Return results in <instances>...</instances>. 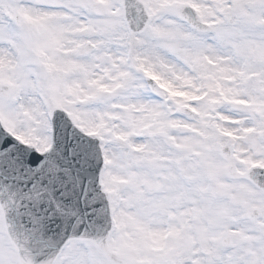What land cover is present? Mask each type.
<instances>
[{
	"label": "snow or ice",
	"instance_id": "1",
	"mask_svg": "<svg viewBox=\"0 0 264 264\" xmlns=\"http://www.w3.org/2000/svg\"><path fill=\"white\" fill-rule=\"evenodd\" d=\"M0 264H264V0H0Z\"/></svg>",
	"mask_w": 264,
	"mask_h": 264
}]
</instances>
